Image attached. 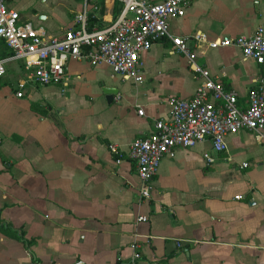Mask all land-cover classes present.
<instances>
[{
  "label": "crops",
  "instance_id": "obj_1",
  "mask_svg": "<svg viewBox=\"0 0 264 264\" xmlns=\"http://www.w3.org/2000/svg\"><path fill=\"white\" fill-rule=\"evenodd\" d=\"M101 2L104 25L119 3ZM10 7L61 37L80 0ZM260 25L264 0H196L169 29L213 41L251 36ZM189 47L196 64L245 106L259 67L235 47ZM141 63L142 84L113 85L106 66L69 61L65 85L27 84L22 98L15 96L22 67H8L0 80V264H264V145L252 133L228 136L222 153L209 140L177 149L162 160L149 200L139 197L135 164L125 154L116 164L108 152L114 143L125 153L170 118V97L191 98L199 84L169 40L154 42ZM104 88L116 91L112 100Z\"/></svg>",
  "mask_w": 264,
  "mask_h": 264
},
{
  "label": "built area",
  "instance_id": "obj_2",
  "mask_svg": "<svg viewBox=\"0 0 264 264\" xmlns=\"http://www.w3.org/2000/svg\"><path fill=\"white\" fill-rule=\"evenodd\" d=\"M16 1L0 0V40L11 51L9 57L0 59V80L6 75L8 63H21L25 78L17 83V98L23 97L27 84L65 85L69 61H85L91 67L104 65L113 75L140 85L144 82L141 56L154 42L169 40L175 53L186 58L188 69L199 81L193 96L170 97L167 100L170 118L156 121L153 132L134 139L125 153L114 143L107 146L116 164L124 154L135 164L140 199H151L162 160L173 157L177 149H190L209 140L211 149L222 153L227 151L226 138L239 131L252 133L264 145V25L256 27L251 36L207 41L203 34L196 33L191 39H182L171 34L169 22L184 17L196 0H118L117 16L89 30V16L93 11H101V0H80L71 26L61 37H53L43 27L22 21L10 7ZM191 41L198 46L206 44L212 50L235 47L259 67V81L249 90L245 106L239 104L236 94L226 91L206 69L196 64L189 47ZM119 99L115 97L116 102ZM137 114L142 116V109ZM203 159L206 163L213 162L208 153L203 154ZM137 221L146 222L147 218L141 216ZM138 258L135 254L134 259Z\"/></svg>",
  "mask_w": 264,
  "mask_h": 264
},
{
  "label": "rangeland",
  "instance_id": "obj_3",
  "mask_svg": "<svg viewBox=\"0 0 264 264\" xmlns=\"http://www.w3.org/2000/svg\"><path fill=\"white\" fill-rule=\"evenodd\" d=\"M57 1H60V0H48V2H53L54 4H56ZM37 9H38L37 11H40L41 9L44 10V7L39 6V8H37ZM10 66L16 67L15 72L18 71L17 69H21V67H22L20 62H10L6 65V71H7L8 67H10ZM105 75H106V78L108 79V82H111V84H113V85H120L121 78L119 76L113 75L110 70L106 71ZM7 84H9L8 86H11V87L16 86V82H13V79H10L9 83H7ZM213 153H215V152H213Z\"/></svg>",
  "mask_w": 264,
  "mask_h": 264
},
{
  "label": "trees",
  "instance_id": "obj_4",
  "mask_svg": "<svg viewBox=\"0 0 264 264\" xmlns=\"http://www.w3.org/2000/svg\"><path fill=\"white\" fill-rule=\"evenodd\" d=\"M102 5V2H101ZM119 11V9H118ZM102 12V10H101ZM118 12L114 15L116 17ZM113 17V18H114ZM94 26L99 27L98 21H97V14L96 12H92L91 15L89 16V30H91ZM11 55V51L9 48L6 46L5 42L0 40V59H4L6 57H9Z\"/></svg>",
  "mask_w": 264,
  "mask_h": 264
},
{
  "label": "water",
  "instance_id": "obj_5",
  "mask_svg": "<svg viewBox=\"0 0 264 264\" xmlns=\"http://www.w3.org/2000/svg\"><path fill=\"white\" fill-rule=\"evenodd\" d=\"M115 90L113 88H104L103 93L105 94V98L107 101H110L113 99V95L115 94Z\"/></svg>",
  "mask_w": 264,
  "mask_h": 264
}]
</instances>
